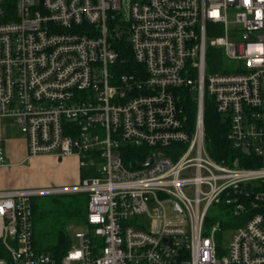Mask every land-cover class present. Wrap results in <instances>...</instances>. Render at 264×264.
I'll list each match as a JSON object with an SVG mask.
<instances>
[{"label": "built area", "instance_id": "obj_1", "mask_svg": "<svg viewBox=\"0 0 264 264\" xmlns=\"http://www.w3.org/2000/svg\"><path fill=\"white\" fill-rule=\"evenodd\" d=\"M206 99L261 166L209 155ZM3 118L27 161L75 158L79 183L0 190V264H264V0H0ZM127 146L150 150L136 169ZM80 193L76 245L36 250L35 197ZM220 203L243 225H207Z\"/></svg>", "mask_w": 264, "mask_h": 264}, {"label": "trees", "instance_id": "obj_2", "mask_svg": "<svg viewBox=\"0 0 264 264\" xmlns=\"http://www.w3.org/2000/svg\"><path fill=\"white\" fill-rule=\"evenodd\" d=\"M124 58V61H132L129 49L122 46H115ZM209 62H211L210 70H223L222 65L227 61L220 51L211 50L209 52ZM213 61V62H212ZM215 63V64H212ZM186 113L190 122L194 121L196 104L188 100L185 102ZM205 133L206 148L209 155L219 163L232 165L234 160H238L241 166L258 167L263 163L258 158L248 157L241 154L232 146L228 137L229 124L216 111L215 104L212 100L206 99L205 102ZM127 153L124 156L125 163L132 166L133 169L138 168V162L145 159L149 152L148 149H140L127 146ZM87 202L86 194L73 195H50L48 197H35L33 200V228L35 248L39 252L51 254L58 259L66 254L71 247V237L69 233L70 226H81L86 224L87 218ZM217 213L207 218V225L214 224L219 220L223 228H237L243 225L245 217L235 216L231 209L224 204H218L215 209Z\"/></svg>", "mask_w": 264, "mask_h": 264}, {"label": "rangeland", "instance_id": "obj_3", "mask_svg": "<svg viewBox=\"0 0 264 264\" xmlns=\"http://www.w3.org/2000/svg\"><path fill=\"white\" fill-rule=\"evenodd\" d=\"M2 133L4 136L11 138H16L20 134L19 128L12 123L11 119L3 118L2 124ZM66 158L57 160L59 165L41 164L33 165L32 161H21L19 163H13L5 166L4 168L0 167V188H11V189H20V188H35L41 187L46 188L50 186H64V185H75L79 182V173L76 175L73 174V170H69L72 165L66 163ZM75 179L73 182L68 181L70 179ZM67 195V194H65ZM38 197H48V196H38ZM215 214V208L212 210L211 215ZM85 227L81 226H70L69 233L71 237L72 245H76L75 234L84 231ZM230 238V234H220L219 241L221 244L227 245Z\"/></svg>", "mask_w": 264, "mask_h": 264}, {"label": "crops", "instance_id": "obj_4", "mask_svg": "<svg viewBox=\"0 0 264 264\" xmlns=\"http://www.w3.org/2000/svg\"><path fill=\"white\" fill-rule=\"evenodd\" d=\"M12 121V120H11ZM3 122V119H0V151H2V154L6 158V163L13 164V163H19L21 161H27L26 160V145H27V139H25V136L19 132L20 134L16 138H11L8 136H4L2 133V127L1 125ZM13 123V122H12ZM66 163H70L72 167L69 170H73V176L79 173L78 167L76 165V159L75 158H66ZM33 162V165H41V164H49L52 163V165H59L60 163L57 162L52 157L49 158H34V160H30ZM5 167V166H4ZM1 167V168H4ZM75 179H70L68 181L73 182ZM0 190H2L0 188Z\"/></svg>", "mask_w": 264, "mask_h": 264}, {"label": "water", "instance_id": "obj_5", "mask_svg": "<svg viewBox=\"0 0 264 264\" xmlns=\"http://www.w3.org/2000/svg\"><path fill=\"white\" fill-rule=\"evenodd\" d=\"M152 161V156H149L146 161L139 163L141 166H146Z\"/></svg>", "mask_w": 264, "mask_h": 264}]
</instances>
